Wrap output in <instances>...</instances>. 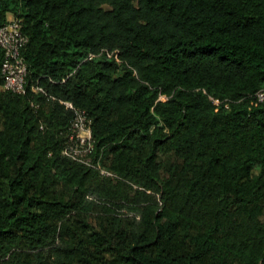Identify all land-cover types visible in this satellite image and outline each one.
<instances>
[{
	"label": "trees",
	"instance_id": "trees-1",
	"mask_svg": "<svg viewBox=\"0 0 264 264\" xmlns=\"http://www.w3.org/2000/svg\"><path fill=\"white\" fill-rule=\"evenodd\" d=\"M9 15L27 77L0 89V264H264V0H0ZM62 102L110 175L63 153Z\"/></svg>",
	"mask_w": 264,
	"mask_h": 264
},
{
	"label": "built area",
	"instance_id": "built-area-1",
	"mask_svg": "<svg viewBox=\"0 0 264 264\" xmlns=\"http://www.w3.org/2000/svg\"><path fill=\"white\" fill-rule=\"evenodd\" d=\"M26 42L27 36L21 30L20 21L12 16L8 17L7 21L0 26V49L4 55L0 69L2 79L0 89L13 93L25 92L27 65L20 51ZM107 55L110 56L111 54L108 53ZM93 57L94 54H89L87 59ZM115 59L117 60L116 56ZM33 90L43 92L39 87L33 88ZM257 97L259 100L264 99V90L259 91ZM62 103L74 112L63 153L71 160L96 170L100 174L110 175L108 171L102 168L100 158L98 156L95 158L90 118L84 110L74 107L70 102Z\"/></svg>",
	"mask_w": 264,
	"mask_h": 264
},
{
	"label": "rangeland",
	"instance_id": "rangeland-1",
	"mask_svg": "<svg viewBox=\"0 0 264 264\" xmlns=\"http://www.w3.org/2000/svg\"><path fill=\"white\" fill-rule=\"evenodd\" d=\"M161 99H164V97L161 96Z\"/></svg>",
	"mask_w": 264,
	"mask_h": 264
},
{
	"label": "crops",
	"instance_id": "crops-1",
	"mask_svg": "<svg viewBox=\"0 0 264 264\" xmlns=\"http://www.w3.org/2000/svg\"><path fill=\"white\" fill-rule=\"evenodd\" d=\"M8 17H11V15H9Z\"/></svg>",
	"mask_w": 264,
	"mask_h": 264
}]
</instances>
